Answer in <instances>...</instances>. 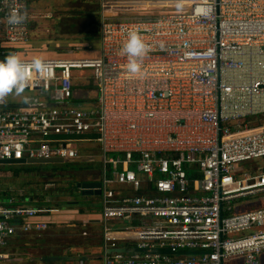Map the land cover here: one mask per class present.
Instances as JSON below:
<instances>
[{
  "label": "built area",
  "instance_id": "obj_1",
  "mask_svg": "<svg viewBox=\"0 0 264 264\" xmlns=\"http://www.w3.org/2000/svg\"><path fill=\"white\" fill-rule=\"evenodd\" d=\"M101 2L97 55L42 58L25 88L41 101L0 103V161L74 159L97 145L96 264H260L264 206L240 209L264 196V0ZM20 4L27 18L12 31L6 15ZM28 9L0 0V60L33 61ZM129 31L148 46L136 75L121 54ZM81 70L95 88L86 107L73 103ZM52 212L0 204V264L11 238L44 233L36 219Z\"/></svg>",
  "mask_w": 264,
  "mask_h": 264
},
{
  "label": "trees",
  "instance_id": "obj_2",
  "mask_svg": "<svg viewBox=\"0 0 264 264\" xmlns=\"http://www.w3.org/2000/svg\"><path fill=\"white\" fill-rule=\"evenodd\" d=\"M1 39L2 33L0 29ZM93 46L96 47V45ZM65 55H58L53 58H62ZM94 89L93 79L90 76L85 84L76 85V96L73 103L77 106L93 103L94 101L90 97V92L94 91ZM27 105L29 104L17 107L12 106L11 108ZM259 123L264 124V118L260 119ZM96 165L80 167L78 170L69 172L62 168L43 171L38 166L21 165L11 167V181L6 182L5 187L0 190V204L9 207L27 205L36 209L55 210L56 212L39 216L45 219L48 225L44 233L39 235L16 234L4 250L8 256V260L4 264H73L78 259H85L89 264H96L100 260L103 243L102 226L99 222V197L83 196L81 194V199H84V202L82 201L81 203L83 205L79 203L55 204L54 206H57V208H51L52 203L47 201L52 196V193L60 190L58 187L62 185L61 192L73 195L76 185L85 181L83 179L90 175L89 171L92 173V179H99L100 165L98 164V171L95 172ZM64 183H67V186ZM35 184H41V186L32 188V185ZM44 184L53 187L46 189ZM77 205L79 206L78 208H76ZM62 206L66 209L59 210L58 208H62ZM253 209L255 208L240 209V211ZM59 211H77L78 220L80 221H71L74 227L64 226L62 227L64 229H61L59 225L65 224L64 222L56 224L47 218L58 214ZM83 220H86V224L82 223Z\"/></svg>",
  "mask_w": 264,
  "mask_h": 264
},
{
  "label": "rangeland",
  "instance_id": "obj_3",
  "mask_svg": "<svg viewBox=\"0 0 264 264\" xmlns=\"http://www.w3.org/2000/svg\"><path fill=\"white\" fill-rule=\"evenodd\" d=\"M34 9H31L30 15L33 17V21L30 23L33 29H30L29 39L33 43H43L40 47H37L38 50L42 48L43 52L36 51V48L32 50L28 49L26 58H53L58 55H65L62 58H89L91 57L90 48H94L98 40V27L99 20L101 18L103 8L101 0H33ZM107 2H121L125 0H106ZM45 44V45H44ZM45 46V47H43ZM32 48V47H31ZM88 48L91 50H88ZM87 49V50H86ZM75 76L77 77L78 84H85L88 77H90V71H74ZM90 97H94V91L90 92ZM41 93L32 92L25 90L22 96L16 97L10 95L7 97L9 105L13 107L22 106L23 104H35L36 102L41 101ZM24 97L28 98V102H24ZM86 107V106H84ZM81 150L82 156H96L100 152L96 144H84ZM256 165L260 164L264 166V159L259 160ZM96 163H87V164H63V165H41L38 166L39 169L43 171H52L57 168H62L65 171H75L80 167L93 166ZM100 165V164H99ZM12 166H0V190L3 186L5 187L6 182H9L11 178H4L1 174L11 173ZM240 168V167H237ZM93 171V170H92ZM98 171V164L95 166V172ZM6 177V176H5ZM92 178V177H91ZM7 179V180H6ZM87 177L83 180H86ZM11 181V180H10ZM40 182V180H39ZM67 186V183H64ZM41 184L32 185V188H37ZM65 186V187H66ZM46 189H49V186L44 184ZM63 187V185L61 186ZM61 187L59 186L58 191L52 193V196L47 199L52 203L51 208H57L55 204H65V203H79L82 201L81 192L76 187L73 190V195L70 193L61 192ZM55 188V187H54ZM9 189V188H7ZM57 189V188H56ZM12 190V187H11ZM249 201L248 206L243 207L242 209L250 208H262L264 206V196H255L246 199ZM246 200H243L245 202ZM79 206L77 205L76 208ZM87 207V206H86ZM60 209H66L64 206ZM55 211V210H52ZM62 212V211H59ZM65 212V211H64ZM72 214V222L78 220V212ZM80 221V220H78ZM71 222V223H72ZM70 222L59 225L62 227H74ZM86 224V222L82 221ZM113 229H124L127 228V225L121 224L118 226H112Z\"/></svg>",
  "mask_w": 264,
  "mask_h": 264
},
{
  "label": "clouds",
  "instance_id": "obj_4",
  "mask_svg": "<svg viewBox=\"0 0 264 264\" xmlns=\"http://www.w3.org/2000/svg\"><path fill=\"white\" fill-rule=\"evenodd\" d=\"M23 7L22 4L13 6L7 13L6 20L10 30L15 31L25 23L27 12L21 11ZM147 52L148 46L142 41L140 35L136 31H129L127 40L121 48V54L127 56L126 67L130 74L136 75L141 72L142 58ZM46 67L39 58H34L31 64H25L15 52L6 55L3 60H0V103H5L10 95L22 96L29 83L27 77L29 68L45 71ZM24 102H28L27 97H24Z\"/></svg>",
  "mask_w": 264,
  "mask_h": 264
},
{
  "label": "water",
  "instance_id": "obj_5",
  "mask_svg": "<svg viewBox=\"0 0 264 264\" xmlns=\"http://www.w3.org/2000/svg\"><path fill=\"white\" fill-rule=\"evenodd\" d=\"M89 164V163H101V157L96 156H79L74 159H42V160H31V161H0V166H41V165H63V164ZM76 188L80 190L81 194L84 196H100V184L98 182H83L78 183ZM93 189H97L93 191Z\"/></svg>",
  "mask_w": 264,
  "mask_h": 264
},
{
  "label": "crops",
  "instance_id": "obj_6",
  "mask_svg": "<svg viewBox=\"0 0 264 264\" xmlns=\"http://www.w3.org/2000/svg\"><path fill=\"white\" fill-rule=\"evenodd\" d=\"M34 1L33 0H30V3H29V8H30V11H31V9H34L35 8V6H34ZM31 29H33V26H32V28ZM42 46L43 45V43H33V41H30L29 40V43H28V45H27V47H30V48H28V49H30V50H32L33 51V49L34 48H36V51H39V52H43L42 51V48H40L39 50H38V48L37 47H39V46ZM45 45V44H44ZM40 46V47H41ZM32 47V48H31ZM43 47H45V46H43ZM97 44H96V47H94V48H92V50L93 51H91L89 48H88V50H90L91 52V57H95L97 54ZM28 49H27V53L30 51H28ZM87 50V49H86ZM26 53V54H27ZM100 170H101V164H100ZM90 175H88L87 176V179L84 181V182H95L96 181V179L94 180V179H92L91 178V176H92V173L90 172L89 173ZM2 176H4V178L3 179H5V178H8L9 176V178H11V173L10 172H8V173H6V174H1ZM6 176V177H5ZM100 177V176H99ZM8 178V179H9ZM7 180V179H6ZM11 180V179H10ZM99 179H97V181H98ZM81 183H83V182H81ZM4 187V186H3ZM27 206V205H26ZM75 213V212H74ZM73 213V211H65V212H59L58 214H56V215H54V216H49V217H47L48 219H50L51 221H53L54 223H56V224H60V223H68V222H70L71 223V220H73L72 219V214H74ZM36 220H38V221H42V222H46L45 221V219H43V218H38V219H36ZM99 220H100V217H99ZM84 222H86V220H83ZM100 222V221H99ZM118 225H121V224H118V223H114L112 226L114 227V226H118ZM14 238V237H13ZM13 238H11V240L13 239ZM10 240V241H11ZM226 264H242V261L241 260H233V261H229V262H227ZM260 264H264V255H261L260 256Z\"/></svg>",
  "mask_w": 264,
  "mask_h": 264
},
{
  "label": "flooded vegetation",
  "instance_id": "obj_7",
  "mask_svg": "<svg viewBox=\"0 0 264 264\" xmlns=\"http://www.w3.org/2000/svg\"><path fill=\"white\" fill-rule=\"evenodd\" d=\"M89 172H91V171H89ZM95 182H97V180Z\"/></svg>",
  "mask_w": 264,
  "mask_h": 264
}]
</instances>
